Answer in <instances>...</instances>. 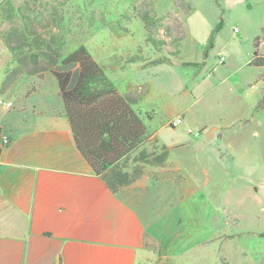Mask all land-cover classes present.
<instances>
[{"label":"rangeland","instance_id":"1","mask_svg":"<svg viewBox=\"0 0 264 264\" xmlns=\"http://www.w3.org/2000/svg\"><path fill=\"white\" fill-rule=\"evenodd\" d=\"M249 2L0 0V98L11 96L17 104L18 95H7L2 87L19 68L20 56L39 54L41 62L49 63L48 54L59 52L64 58L84 46L117 89L129 86V91L144 92L136 107L149 134L156 132L161 142L171 144L211 132L213 138L206 143L222 147L221 168L208 163L201 167L211 177L214 172L220 176L221 199L217 211L212 216L203 212L201 219L208 224L211 217L222 237L234 235L225 241L228 245L264 247V237L258 235L264 234V70L249 65L257 52V38L258 53L264 55V0ZM146 13L157 45L148 40L141 18ZM220 22L214 47L205 57L211 33ZM221 56L226 58L224 65H218ZM156 60L163 63L154 65ZM143 64L146 68H140ZM23 86L19 83L17 89ZM0 111L6 110L0 107ZM177 118L183 124L171 127ZM142 150L160 154L162 147L157 138H150L125 161L126 171L152 167L137 162ZM211 187L217 194L213 182ZM196 198L185 204L190 213L185 241H177L171 250L151 243L147 264H198L227 255L224 242L208 249L200 243L204 232L192 207ZM161 207H157L160 215L167 210Z\"/></svg>","mask_w":264,"mask_h":264},{"label":"crops","instance_id":"2","mask_svg":"<svg viewBox=\"0 0 264 264\" xmlns=\"http://www.w3.org/2000/svg\"><path fill=\"white\" fill-rule=\"evenodd\" d=\"M19 83L24 86L17 89ZM129 90L118 89L122 95L134 89ZM3 92L18 99L14 109L0 111L2 135L10 139L0 154V264H147L151 243L171 250L185 241L190 223L185 204L196 197L192 207L204 232L203 248L234 237L217 234L211 217L208 224L201 219L203 212L212 216L221 199L220 176L201 167L221 168L222 147L206 143L211 132L171 144L150 133L167 147L166 163L143 168L140 178L114 192L77 149L51 72L43 78L23 75ZM217 137L222 141L223 134ZM212 182L217 194L211 193ZM159 204L167 209L162 215ZM258 245L225 243L227 255L198 264H264V247Z\"/></svg>","mask_w":264,"mask_h":264},{"label":"trees","instance_id":"3","mask_svg":"<svg viewBox=\"0 0 264 264\" xmlns=\"http://www.w3.org/2000/svg\"><path fill=\"white\" fill-rule=\"evenodd\" d=\"M141 18L148 40L157 45V41L151 36L149 14L146 13ZM222 26L223 22H220L211 33L205 57L214 47L216 35ZM259 45L260 38H257V52L249 65L264 69V55L258 53ZM21 46L18 45L17 48L21 49ZM10 49L14 51L16 47L11 45ZM51 55L48 54V57H51L49 63L41 62L39 54L20 56L19 68L8 76L2 91L9 89L23 75L43 78L44 73L51 72L59 83L60 96L65 104L76 147L93 172L114 192L132 184L142 176L143 168L136 167L132 172H128L124 163L151 138L141 120V114L132 108L143 99L144 92L135 91L122 95L84 46L64 58L59 52ZM141 60L148 64L147 60ZM152 63L157 65L163 62L156 60ZM2 133L0 128V154ZM168 155L165 146L160 154L151 155L147 150H142L137 162L162 166L166 163Z\"/></svg>","mask_w":264,"mask_h":264},{"label":"built area","instance_id":"4","mask_svg":"<svg viewBox=\"0 0 264 264\" xmlns=\"http://www.w3.org/2000/svg\"><path fill=\"white\" fill-rule=\"evenodd\" d=\"M236 30L237 29H235V31ZM225 62H226V58L224 56H221L218 60V65H224ZM0 107L4 108L5 110H12L15 108V103L11 100H5V99L0 98ZM181 124H183L182 118H177L175 121L170 123V126L173 128H176ZM188 133L193 134V130L188 129ZM9 143H10L9 137L6 135H2V137H1V148L3 149L5 147H7L9 145Z\"/></svg>","mask_w":264,"mask_h":264}]
</instances>
